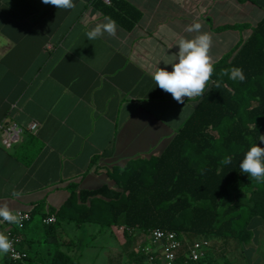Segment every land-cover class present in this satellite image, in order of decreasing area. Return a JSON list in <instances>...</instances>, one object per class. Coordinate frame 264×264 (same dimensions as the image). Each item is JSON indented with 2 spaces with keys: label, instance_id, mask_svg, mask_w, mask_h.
I'll list each match as a JSON object with an SVG mask.
<instances>
[{
  "label": "crops",
  "instance_id": "crops-1",
  "mask_svg": "<svg viewBox=\"0 0 264 264\" xmlns=\"http://www.w3.org/2000/svg\"><path fill=\"white\" fill-rule=\"evenodd\" d=\"M124 1L113 13L117 20L106 9L113 3L103 1L73 0L76 6L64 10L42 0H0V124L24 128L13 148L2 145L0 130V204L12 210L41 204L48 212L67 199V182L94 189L111 182H99L106 168L160 154L197 100L177 103L151 77L156 67L172 70L179 39L196 35L186 26L199 22L212 35L215 63L264 17V0ZM106 16L116 21V36L87 40ZM33 122L38 128L31 131ZM33 221L16 225L24 247L44 235Z\"/></svg>",
  "mask_w": 264,
  "mask_h": 264
},
{
  "label": "trees",
  "instance_id": "trees-1",
  "mask_svg": "<svg viewBox=\"0 0 264 264\" xmlns=\"http://www.w3.org/2000/svg\"><path fill=\"white\" fill-rule=\"evenodd\" d=\"M111 1L114 6L106 7L107 12L118 20L113 13L128 2ZM230 27L236 26H225ZM233 67L243 69V82L221 74ZM212 81L219 83V89ZM262 135L264 17L247 39L214 63L204 96L195 100L193 112L160 154L106 168L111 182L94 189L67 182L69 195L61 206L46 212L38 204L30 210L31 218L20 225L24 227L40 216L39 226L46 241L51 237L56 240L62 221H73L77 225H118L126 238L135 231L149 234L161 228L188 234L191 239L204 236L215 242L249 243L254 237L252 222L264 220V182L250 179L240 171L239 163L252 144L264 147L258 140ZM229 156L232 162L225 165L223 161ZM96 160L94 156L91 163ZM24 161L28 164L31 158ZM51 214L56 221L44 223L42 219ZM15 231L22 236L19 228ZM23 243L24 238L19 247L27 256L12 260L6 255L2 264H78L75 257L60 249L57 240L56 248L47 254L38 246L24 247ZM144 257L134 252L132 264L142 262ZM207 260L209 264H221L213 250Z\"/></svg>",
  "mask_w": 264,
  "mask_h": 264
},
{
  "label": "clouds",
  "instance_id": "clouds-1",
  "mask_svg": "<svg viewBox=\"0 0 264 264\" xmlns=\"http://www.w3.org/2000/svg\"><path fill=\"white\" fill-rule=\"evenodd\" d=\"M42 2L64 10L73 9L76 6L73 0H42ZM202 27L199 22L186 26L185 30L188 33H196V35L191 39H179V51L175 54L174 61L168 63L172 66V70L156 67L151 74L155 85L171 94L172 98L180 104H184L185 97L188 100L203 97L214 73V62L210 55L213 38L210 33L202 32ZM105 33L112 37H115L117 33L116 21L107 16L103 22L97 23L87 31L86 37L87 40L92 41L103 37ZM221 74L228 76L232 81L243 82L246 79L243 69L239 67L225 69ZM212 83L219 89L218 82L212 81ZM258 140L264 142V135L259 136ZM231 162L230 156L225 157L223 161L225 165ZM239 169L250 179L264 182V147H260L257 143L252 144L239 163ZM11 194L17 198L21 196V193L16 190H13ZM0 221L20 225L22 216L18 211L14 212L10 209L7 204H0ZM10 252L15 255L13 242L7 235L0 232V255H7Z\"/></svg>",
  "mask_w": 264,
  "mask_h": 264
},
{
  "label": "rangeland",
  "instance_id": "rangeland-1",
  "mask_svg": "<svg viewBox=\"0 0 264 264\" xmlns=\"http://www.w3.org/2000/svg\"><path fill=\"white\" fill-rule=\"evenodd\" d=\"M105 179L108 177H101L99 182ZM39 223L40 216H37L33 225ZM251 226L254 237L249 243L241 244L236 240L216 242L213 251L221 264L227 260L229 264H264V220H254ZM60 229V249L75 257L78 264H132V254L138 245L145 244L142 242L146 240L150 242L149 234L141 232L131 234V238L138 237L137 242L126 238L118 225L109 227L96 222L77 225L73 221H62ZM39 237L41 241L35 242L34 248L39 245L44 254L56 248L57 244L44 240L43 234L40 233ZM69 240L73 242L69 243Z\"/></svg>",
  "mask_w": 264,
  "mask_h": 264
},
{
  "label": "built area",
  "instance_id": "built-area-1",
  "mask_svg": "<svg viewBox=\"0 0 264 264\" xmlns=\"http://www.w3.org/2000/svg\"><path fill=\"white\" fill-rule=\"evenodd\" d=\"M105 4L111 5V0H102ZM38 123L30 124L29 129L34 131ZM0 130L3 133L2 145L6 148H13L22 140L24 128L17 123H1ZM22 216V222L31 218L30 210H13ZM42 221L46 224L56 221L54 214L45 216ZM21 222V223H22ZM15 224L0 221V232H3L13 242V253L7 254L12 260L23 259L27 252L20 248L23 241L21 234L15 231ZM144 234V233H143ZM150 242L143 241L136 252L144 254L142 262L136 264H209L207 254L214 250L216 242L210 238L200 236L192 238L188 234L179 233L175 230L155 228L149 232ZM148 242V243H147Z\"/></svg>",
  "mask_w": 264,
  "mask_h": 264
}]
</instances>
